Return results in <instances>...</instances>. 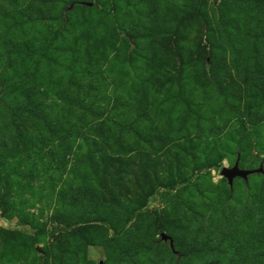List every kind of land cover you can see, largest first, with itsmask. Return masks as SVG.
<instances>
[{
  "label": "rangeland",
  "instance_id": "1",
  "mask_svg": "<svg viewBox=\"0 0 264 264\" xmlns=\"http://www.w3.org/2000/svg\"><path fill=\"white\" fill-rule=\"evenodd\" d=\"M263 157L264 0H0V264H264Z\"/></svg>",
  "mask_w": 264,
  "mask_h": 264
},
{
  "label": "water",
  "instance_id": "2",
  "mask_svg": "<svg viewBox=\"0 0 264 264\" xmlns=\"http://www.w3.org/2000/svg\"><path fill=\"white\" fill-rule=\"evenodd\" d=\"M82 5H86V6H91L92 3H86V2H82ZM73 5L70 6V8ZM264 159V157H263ZM251 174H264V168H263V164H259L258 168L256 169H241L239 168V162L238 160L234 163V165L232 167H222V169L220 170V176L224 177L227 181V184L231 187L233 184V179L234 178H241L243 180H247L248 176ZM161 239L166 240L168 239L171 243V239L166 236L164 233L160 234Z\"/></svg>",
  "mask_w": 264,
  "mask_h": 264
},
{
  "label": "trees",
  "instance_id": "3",
  "mask_svg": "<svg viewBox=\"0 0 264 264\" xmlns=\"http://www.w3.org/2000/svg\"><path fill=\"white\" fill-rule=\"evenodd\" d=\"M213 166H214V165H210L209 167L207 166V168H214Z\"/></svg>",
  "mask_w": 264,
  "mask_h": 264
}]
</instances>
